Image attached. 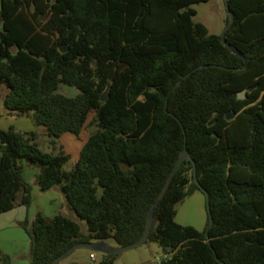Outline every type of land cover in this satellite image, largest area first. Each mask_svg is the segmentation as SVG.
Listing matches in <instances>:
<instances>
[{
    "label": "trees",
    "instance_id": "obj_1",
    "mask_svg": "<svg viewBox=\"0 0 264 264\" xmlns=\"http://www.w3.org/2000/svg\"><path fill=\"white\" fill-rule=\"evenodd\" d=\"M210 1L1 0L5 108L32 116L54 151L41 149L38 132L0 128V214L31 206L27 164L40 189L60 186L88 226L63 213L26 219L31 264H51L81 242L140 240L184 149L192 160L156 209L148 240L163 248L161 264H264V0H225L235 18L225 38L246 60L194 21V6ZM209 64L222 68H199ZM63 84L79 93H61ZM92 112V134L67 171L59 140L79 137ZM194 163L214 219L210 226L208 213L203 231L176 221L179 204L203 192ZM12 262L0 249V264Z\"/></svg>",
    "mask_w": 264,
    "mask_h": 264
},
{
    "label": "rangeland",
    "instance_id": "obj_2",
    "mask_svg": "<svg viewBox=\"0 0 264 264\" xmlns=\"http://www.w3.org/2000/svg\"><path fill=\"white\" fill-rule=\"evenodd\" d=\"M194 7L198 12L197 16L194 17L195 22L204 24L209 29L211 34L223 35L227 27L228 18V11L226 8L225 0H211L208 3L196 4ZM8 92V87H6L5 85H0V107H5L4 99ZM60 92L71 97H74L79 93V91L75 87L67 86L64 84L61 85ZM94 118L95 112H92L89 116L87 126L84 128L79 137L72 133H65L61 136L59 140L60 145L63 146L64 150L68 154L71 155V160L65 165V170H72L76 162L79 160L80 153L92 134L93 127L90 126V123ZM39 128H41V132H38V143L41 149L46 152H53L54 148L51 144V139L46 135V129L44 127ZM55 152L59 153L60 147ZM56 189H59L61 191L60 186L54 187V191H56ZM191 201L192 200H190L189 198H186L178 206V212L182 211V214L187 216V218H190V216H195V213L191 214L190 211H187L188 208L185 206V202L191 203ZM37 212L43 214L42 210L38 207ZM62 212L64 215L77 220L82 225L85 232L88 231L87 222L80 219L67 203ZM107 243L112 247H119L118 243L114 239L109 240ZM23 244V242H20L17 245L21 247ZM91 254H95V260L91 259ZM164 257L165 253L163 248L159 244L149 241L139 247L131 249L123 254L117 255L114 264H161V261ZM103 259L104 254L100 252L88 248H80L72 252L59 264H100Z\"/></svg>",
    "mask_w": 264,
    "mask_h": 264
},
{
    "label": "crops",
    "instance_id": "obj_3",
    "mask_svg": "<svg viewBox=\"0 0 264 264\" xmlns=\"http://www.w3.org/2000/svg\"><path fill=\"white\" fill-rule=\"evenodd\" d=\"M12 127L23 132H41V128H37L32 116L14 117L9 115V110L1 106L0 128L9 130ZM38 174V169L24 164V178L33 187L32 204L30 207L19 206L9 212L0 214V249L12 258V264H31V240L27 232L20 226V223L26 219H34L38 214L37 207L48 218H54L63 213L62 211L66 207L67 201L63 197L62 191L59 189L54 191V188L47 191L40 189L37 182ZM188 198L192 201L191 203L185 202V206L188 208L187 211H190L191 214L195 213V216L187 218L182 214V211H179L176 221L181 225H190L203 231L208 224L206 196L203 192L197 191ZM20 242L24 243L21 247L17 245Z\"/></svg>",
    "mask_w": 264,
    "mask_h": 264
},
{
    "label": "water",
    "instance_id": "obj_4",
    "mask_svg": "<svg viewBox=\"0 0 264 264\" xmlns=\"http://www.w3.org/2000/svg\"><path fill=\"white\" fill-rule=\"evenodd\" d=\"M226 8L228 11V15H229V24L227 25L223 35H222V39L224 41V43L229 47V49L236 55H239L240 57H242L244 60H246L244 54L238 50L235 46L229 44L225 38V34L226 31L233 25L235 18L234 15L231 11V8L229 6V4H226ZM210 67H218V68H222L221 65H202L199 68H210ZM184 79H182L183 81ZM247 98V91H241L239 93V99H246ZM227 119H232L233 117H235L234 113H229L227 114ZM186 160H192V157L189 153V151L187 149H184L178 159L177 164L175 165L173 171L171 172V174L169 175L165 186L163 188V190L161 191V193L159 194V196L156 198L150 212H149V216H148V221H147V226H146V230L145 233L143 235V237L134 242L131 243L129 245L126 246H119V247H112L111 245H109L106 241H99V242H94V243H88V242H81V243H77L75 244L73 247H71L68 251H66L63 255H61L60 257H58L57 259H55L51 264H59L61 263L64 259H66L72 252H74L77 249L80 248H88L97 252H100L104 255H120L123 254L131 249H134L136 247H139L145 243L148 242L149 240V236L151 233V229H152V225H153V220H154V214L156 209L158 208L160 202L162 201V199L164 198V196L166 195L175 175L178 173V171L181 169L183 163ZM195 165V169H194V177H195V181L198 184V186L200 187V189L203 191V193L206 196V201H207V211L210 214V226H212L214 224V219L211 216V200H210V194L202 187V185L199 182L198 176H197V166ZM207 236L209 237V235L207 234Z\"/></svg>",
    "mask_w": 264,
    "mask_h": 264
},
{
    "label": "built area",
    "instance_id": "obj_5",
    "mask_svg": "<svg viewBox=\"0 0 264 264\" xmlns=\"http://www.w3.org/2000/svg\"><path fill=\"white\" fill-rule=\"evenodd\" d=\"M91 259L95 260L96 259V256L95 254H91Z\"/></svg>",
    "mask_w": 264,
    "mask_h": 264
}]
</instances>
